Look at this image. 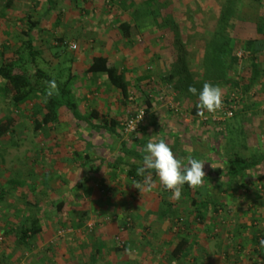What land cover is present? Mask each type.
<instances>
[{"label": "rangeland", "instance_id": "1", "mask_svg": "<svg viewBox=\"0 0 264 264\" xmlns=\"http://www.w3.org/2000/svg\"><path fill=\"white\" fill-rule=\"evenodd\" d=\"M53 1L55 6L51 8L47 0H0V61L2 58L17 57L19 63L32 74L33 66L29 63L28 54L23 48L22 36L23 31L30 26L28 16L36 23L30 35L36 54L34 60L38 67L51 76L65 80L69 73L72 75L77 73L75 71L77 68L73 65L78 63L76 64L78 69L81 67L82 69L81 74H76L81 79L77 87L81 90L91 86L93 90L91 93L85 90L86 93L82 94L79 90L76 94L78 97L86 98V95L91 96L95 93V100L99 101L96 102L97 105L102 107L103 113L106 112L107 120L114 118L118 122L117 132L130 149L144 155V148L149 141L163 140L177 158L192 155L201 159L205 163L203 168L205 174L224 168L230 145L248 161L264 152V57L257 62L262 74L259 84L248 86L250 76H246L245 73V76L239 79V75L235 73L231 75L229 83L217 85L221 88L223 106L226 104L233 107L232 117L218 122L210 119L204 121L203 116H198L196 105L199 101L197 96L188 92L190 85L180 83L178 81L180 75L169 76L164 70L160 71L159 75L150 71L151 74L148 75L132 76L129 78L130 98L128 100L117 99L114 96L112 98L109 91L112 87L109 83L105 79L86 77L83 68L87 66L93 54L97 53V49L102 50L105 47L104 41L107 39L118 42L116 48L120 49H117V52L122 51L121 38L125 35L120 25L126 18L124 0H111L109 4L104 0H74V3L70 0ZM129 1L146 7L149 13H145L157 23L156 34L165 31L169 35L170 31L173 32L174 44L177 43L174 49L177 48L176 53L181 57L184 56V49L191 40L200 41L207 36L205 34L207 26L210 24L211 27L213 24L218 9L216 0H194L196 5L193 13L188 10V5H185L187 2L185 6L182 5L184 0ZM240 8L241 22H237L234 28V36L239 38L235 49L237 55H240L241 40L252 37L256 33V24L264 23V0H244ZM171 21L183 23L186 38L181 39L176 34L175 24ZM139 38L136 37L137 45ZM59 39L64 41L62 43L64 45H60ZM69 44H74L76 49L71 50ZM82 55L89 58L79 60ZM243 65L249 69V60ZM201 87L202 85L196 88L199 90ZM111 98L114 108L110 109ZM39 103L40 99L35 97L28 105L13 109L0 95V122L7 119L12 122V128L0 140V191L5 192L1 197L5 202L0 203V264H27L30 256L26 246L15 245V241H9L3 235L6 220L1 214L6 218L11 217L12 223L17 224L24 214L33 211L28 205L24 206V203L27 200L41 201L43 199L41 195L46 194L47 188L38 186V183L34 184L36 188L30 186L33 185L32 178L36 181V175L43 170V166H47L45 163L49 156H63L66 150L70 152L66 145L74 144L76 136L81 139L77 145L80 149L83 148V151L87 147L84 143L91 145L93 152L91 157L95 159L120 160V166L142 165L134 158L122 156L119 152L120 143L109 134L104 131H92L84 123L75 122L74 125H68L66 129L68 136L58 135L48 139L44 137L46 128L41 132H35L33 120L40 117ZM86 103L81 104L83 111L90 110ZM109 114L114 117H109ZM136 115L142 116L141 123L133 133H126L125 123ZM104 119L106 118L101 120ZM94 123L100 124L102 121L94 120ZM58 126L59 124H56L53 130L49 131L58 133ZM100 165H89L88 174L94 176ZM111 172L113 171L104 168L99 178L129 179L123 166L115 169L113 174ZM16 181L24 182L23 185L27 184L26 182L31 184H28V187L20 186ZM239 184L241 186L234 190L221 179L203 183L201 191L209 198V202L203 206V218L197 216L195 207L189 203V199L181 196L179 201L174 200L170 191L162 194L168 204L175 208L172 207L173 212L168 214L169 219L162 220L159 228L163 230L171 225L177 234L185 233L187 230L199 231L203 235L192 238L193 245H207L215 253L220 250L218 253L223 256L226 264H264V160L255 169L244 172L239 177ZM111 189L113 188H101L100 185L103 194L111 196ZM253 193H258L260 198H254ZM89 223L96 226L94 221ZM71 226L54 229L51 233L54 251L45 249V253L41 252L39 255L42 257L45 255L46 259H53L54 262L60 259L62 254L55 242L58 243V239H64L66 235L72 234L75 229ZM61 230L69 232L59 237L58 233ZM94 231L93 229L91 232ZM253 237L261 239L258 248ZM114 239L112 242L114 244L110 246L124 249L125 242L122 236L119 234ZM153 244H158V241ZM163 244L172 245L169 241ZM89 254L88 249L81 252L84 261H87ZM110 255L111 253L103 255L98 261L105 264L106 258ZM119 260H123L122 255L119 256ZM58 261L63 263L64 260Z\"/></svg>", "mask_w": 264, "mask_h": 264}, {"label": "crops", "instance_id": "2", "mask_svg": "<svg viewBox=\"0 0 264 264\" xmlns=\"http://www.w3.org/2000/svg\"><path fill=\"white\" fill-rule=\"evenodd\" d=\"M70 1L74 3V0ZM123 2L126 4L124 5L126 6V18L123 23L125 26L123 32L125 36L121 38V40H123L122 51L117 52V49H120V47L116 48V43L118 42L115 43L114 40L107 39L104 41L105 47L102 50L97 49V53L93 54L91 60L94 57L104 56L113 61L117 69L123 72L128 83L132 76H139L141 74L148 75L151 74L150 71H153V73L156 72V74L159 75L160 71L163 72L164 70V72H168L167 74L170 76L174 74L179 75L183 70H186L192 77V80L202 74V40H191L190 44L188 43L187 47L184 49V56L180 57L176 53L177 48L174 49L177 43L174 44L173 32L170 31L169 35H167L165 31H162V34L157 33V35V23L150 18V15H148L149 12L146 7H143V4L141 6L140 3H132L129 0H124ZM186 2L187 4H185ZM184 4L188 5V10H191L192 13L194 12L196 5L194 0H184L182 5ZM171 23L175 24L177 30L176 34L179 35L181 39L187 37L184 36L186 33L183 31V23L181 24V21H171ZM209 26L210 24H208V27ZM207 32L208 29L205 34H207ZM136 37H140L138 40L140 45L136 44ZM248 39L257 40L256 42L262 43L263 45L264 33H255ZM59 40L61 41V39ZM258 46L260 45L258 44ZM87 57V55H82V57H79V60H86ZM257 57L262 59L264 57V52H259ZM91 60L87 63V66L91 63ZM182 60L183 62H181ZM76 64L78 63H75L73 66L77 68L75 71H77L76 74L79 75L81 74L82 67L78 69V65ZM80 64L83 65L82 63ZM87 66L83 68V74H85ZM76 74H73L76 81L74 85V96L78 103L80 114L87 116L90 112L97 111L100 115L104 116V118H107L106 112L103 113L102 107H99L96 103L98 100H95V93L91 96L85 94L86 98L78 97L76 91L80 90L77 86L80 85L81 79ZM85 76L88 78L106 80L105 76L101 74H85ZM85 90L91 93L93 89L91 86H87L80 90V94L86 93ZM109 91L111 92L110 95H112V98L113 96L117 99L122 98L120 93L113 87L109 89ZM112 98L110 99V109L114 108ZM80 99H82L83 103L87 102V107L90 108L89 111H83ZM111 116L114 117V115ZM111 116L109 114V117ZM75 122L83 123L75 120L67 111H64L63 115L60 116L54 125L46 128L47 132L44 137L50 139V137H56L58 135L68 136V132L66 131V129H68L67 126L74 125ZM92 123L95 124L94 120H92ZM56 124H59L58 133L49 131ZM75 138L74 144L66 145L70 152L66 150L63 156H49L47 163H45L47 166H43V170L36 175V181H33L34 179L32 178L33 185H30L31 183L29 184L28 182L24 184L26 187H28L29 184L36 188L37 186L35 185L38 183V186L47 188L46 194L41 195V197H43L41 200L42 202L39 200L30 201L32 207L28 206L31 207L33 211L24 214V216L19 219L23 221L25 216L32 217L37 220L40 229V232L27 239L26 243H20L26 246L27 252H30L27 264H103L98 260L102 259L103 255H109V253H111V255L108 256L109 258H106L105 264H226L223 256L218 253L220 250L215 253V251H212L207 245H193L192 238L194 239L203 235L199 231L196 232L192 230L191 232L187 230L185 233L177 234L172 230L171 225L170 227H165L163 230L159 228L161 225L160 222L169 219L168 214L173 212L172 207H175H171L166 197L162 195L169 191L164 190L163 186L159 183L158 177H152L156 178L154 179L155 187L152 192L139 191L135 188L136 183L130 178L128 180L119 178L118 180L110 178H106L105 180L100 179L99 177H101V174L104 172V168H107L108 171H113L111 172L112 174L114 173L115 169H117L114 167V163L118 160H99L91 157L93 154L91 145L84 143L87 147L86 149L84 148L85 151H83V148L80 149L77 145L81 139L77 136ZM82 157H86L87 161H83ZM119 162L120 160L118 163ZM92 164H101L100 169H98L94 176H92L93 174H88L90 171L89 165ZM126 165H121L124 167V171ZM121 166L119 165L118 167L120 168ZM10 181H12V179L9 180V182ZM16 182L19 183L20 186L24 183L19 181ZM100 185L101 188H113L111 189V196L101 193ZM202 187H204L203 184ZM3 194H5V192L1 190L0 203L4 201L1 198L4 196ZM182 196L184 199H189V203L195 207L196 214L197 211H200L199 204L202 205V203L206 204L209 202V198L204 194V191L196 195L194 190L191 189L188 193L184 194V192H182ZM193 200L196 201L195 204L197 205L192 203ZM201 213L204 217V208ZM1 216L6 220L3 233L6 231V226H17L20 224V222L17 224L12 223L11 217L6 218L2 214ZM84 220L88 221L85 222ZM90 221L96 223V226L94 225L92 228V230H95L94 232H91L92 230H88L87 228L88 222ZM66 225H72L71 227L75 229V231L72 234L66 235L67 237L64 239H58V243L55 242V244L59 245L57 249L62 254V257L58 260H64L63 263L57 259L55 262L53 259H46L45 255H43V257L40 256L39 254H41V252L45 253V249H52V251H54V246L51 243V233L54 229ZM119 234L125 242L124 249L121 248L120 250L116 249L114 245L113 247L110 246V244H114L112 242H114V238ZM5 237L8 238L9 241L15 240L13 231ZM181 240H185L187 243L181 252V256L175 258L172 253ZM156 241H158V244L154 245L153 243ZM168 241L171 242L172 245L164 246L163 243ZM16 244L20 245L17 242L15 245ZM256 248L258 247L256 246ZM87 249L90 254L88 255V259H86L87 261H84L81 252ZM120 255L123 256L122 261L119 260Z\"/></svg>", "mask_w": 264, "mask_h": 264}, {"label": "trees", "instance_id": "3", "mask_svg": "<svg viewBox=\"0 0 264 264\" xmlns=\"http://www.w3.org/2000/svg\"><path fill=\"white\" fill-rule=\"evenodd\" d=\"M244 0H216L217 15L211 27L207 26V36L202 39L203 41V58L201 61L202 74L192 80L188 71L183 70L179 73L178 81L180 83H186L187 85H193L199 87L204 82H208L213 85H224L231 81V75L237 73L239 79L245 76H250L248 86H252L255 83H260L262 78L261 70L258 65L259 52H264V44L256 42L257 40L244 39L241 40L239 45L240 55H237L236 47L239 38L234 36V28L237 22H241V2ZM51 8L55 6L53 0H47ZM27 21L30 22V26L23 31L22 36L23 48L27 52L29 57V63L33 66L32 74L21 65L16 57L14 58H2L0 61V95L7 101L10 108L17 109L20 106L28 105V103L35 97L40 99L38 108L41 112L39 118L33 120V130L35 132H41L43 128H49L54 125L64 111H67L75 120L83 122L92 131L108 133L114 140L120 143V152L124 157H131L142 163L143 155L137 151L132 150L127 146L126 141L122 139L121 135L117 132L118 122L114 119H103L97 111L90 112L87 116L80 114L78 109V103L74 96L75 77L72 74H68L65 80L58 78L57 76H51L38 67L35 63V50L33 49V40L31 38V32L36 26V23L32 22L27 16ZM124 32V24L120 25ZM256 33H264V23L256 24ZM63 42H60V45ZM258 43L260 46H258ZM256 44V45H255ZM261 54V53H260ZM19 55V53H16ZM181 57V56H180ZM250 62L249 69L243 65L245 61ZM183 62V60L181 61ZM85 74L104 75L108 83L120 93L124 100L130 98L129 83L126 81L123 72H120L115 63L104 56L94 57L91 63L86 67ZM178 75V74H177ZM174 76V75H171ZM55 82L56 87L53 89L50 86V82ZM244 81V80H243ZM49 91L52 95L49 96ZM226 105V104H225ZM27 107V106H26ZM205 115V114H204ZM92 120L102 121L100 124H93ZM12 128V122L5 120L0 122V139L5 136ZM228 157L225 161V166L222 170L205 174L204 183L215 182L218 180H225L232 189L237 190L240 186L239 177L246 171L255 169L262 160H264V152L260 155H256L252 160H246L239 153L235 152V147H228ZM83 161H87L86 157H82ZM114 167L118 168L120 162L114 163ZM140 166L134 164H127L125 167V174L135 183L142 181L143 177L138 175L137 169ZM153 177L155 174L153 173ZM20 185V184H19ZM202 185L196 188H191L188 185L184 186L182 192L188 193L191 189L198 195L201 192ZM256 198H260V195L253 193ZM193 200V204H195ZM31 206L28 200L24 203V206ZM197 205V204H195ZM205 204H199L200 211H197V216L203 218L202 208ZM199 218V219H200ZM4 236L14 233L15 243H26L27 239L40 232L38 222L32 217L25 216L23 221L17 226H6ZM256 246H259V237H253ZM12 241V242H13ZM187 241L181 240L173 250V256L178 258L181 256L183 248L186 246ZM119 246V244L117 243ZM117 248V247H116ZM117 249H121L120 247Z\"/></svg>", "mask_w": 264, "mask_h": 264}, {"label": "clouds", "instance_id": "4", "mask_svg": "<svg viewBox=\"0 0 264 264\" xmlns=\"http://www.w3.org/2000/svg\"><path fill=\"white\" fill-rule=\"evenodd\" d=\"M55 88V82H50ZM188 92L197 96L199 103L196 105L198 116L205 112L215 113L223 107L221 88L217 85L204 82L197 90L194 86L188 87ZM49 96L52 92L49 91ZM142 165L137 169L142 181L135 184L139 191L152 192L155 187L153 173L159 178V183L165 191H170L171 198L179 201L185 185L196 188L204 183V162L198 157L189 155L186 158H177L169 145L163 141H149L144 148ZM186 161V162H185Z\"/></svg>", "mask_w": 264, "mask_h": 264}, {"label": "built area", "instance_id": "5", "mask_svg": "<svg viewBox=\"0 0 264 264\" xmlns=\"http://www.w3.org/2000/svg\"><path fill=\"white\" fill-rule=\"evenodd\" d=\"M106 4H109V2L111 0H104ZM69 48L71 50H75L76 49V46L74 44H69ZM233 107L230 106V105H224L220 110H218L217 112L215 113H205V115L203 116V120L204 121H207V120H212L213 122H218V121H221V120H225V119H229L232 117L233 115ZM141 120H142V116L141 115H136L135 117L129 119L125 125H124V131L126 133H133L135 131V129L138 127V125L141 123ZM94 224L93 223H89L87 225V228L88 230H92ZM66 232H69L68 230H61L59 231L58 233V236L59 237H63L64 234Z\"/></svg>", "mask_w": 264, "mask_h": 264}]
</instances>
